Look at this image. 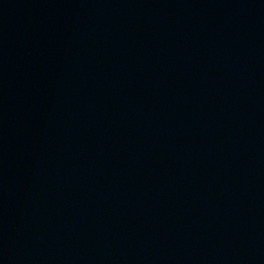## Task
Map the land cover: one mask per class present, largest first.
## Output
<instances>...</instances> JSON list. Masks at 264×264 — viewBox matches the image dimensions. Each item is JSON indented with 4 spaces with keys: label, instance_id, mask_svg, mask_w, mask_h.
I'll use <instances>...</instances> for the list:
<instances>
[{
    "label": "water",
    "instance_id": "obj_1",
    "mask_svg": "<svg viewBox=\"0 0 264 264\" xmlns=\"http://www.w3.org/2000/svg\"><path fill=\"white\" fill-rule=\"evenodd\" d=\"M0 264H264V0H0Z\"/></svg>",
    "mask_w": 264,
    "mask_h": 264
}]
</instances>
